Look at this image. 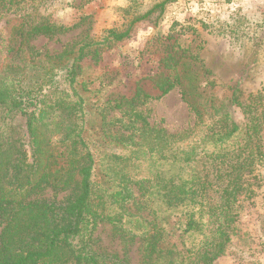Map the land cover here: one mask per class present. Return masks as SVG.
I'll use <instances>...</instances> for the list:
<instances>
[{"label":"trees","instance_id":"16d2710c","mask_svg":"<svg viewBox=\"0 0 264 264\" xmlns=\"http://www.w3.org/2000/svg\"><path fill=\"white\" fill-rule=\"evenodd\" d=\"M125 1L120 26L48 54L31 40L67 30L40 13L49 0H0V264H128L92 247L98 223L138 240L139 264H214L242 237L239 218L253 182L234 173L237 165L222 166L236 152L248 153L252 165L264 162V105L248 121L236 119L235 84L225 99L216 93L191 51L196 28L175 32L176 23L140 51L156 67L130 95L93 101L85 66L98 65L139 24L157 27L175 0ZM227 26L236 37L237 26ZM175 87L194 123L169 133L137 105ZM114 110L117 116L108 114ZM16 114L25 118L29 152L13 133ZM42 188L69 194L32 199Z\"/></svg>","mask_w":264,"mask_h":264},{"label":"rangeland","instance_id":"374dc122","mask_svg":"<svg viewBox=\"0 0 264 264\" xmlns=\"http://www.w3.org/2000/svg\"><path fill=\"white\" fill-rule=\"evenodd\" d=\"M151 1L141 0L143 4ZM125 3V0H49L47 8L40 13L67 26V30L37 36L30 43L38 52L57 54L85 35L99 36L104 29L120 26L123 20L118 9ZM201 20L212 25L203 29ZM173 23L177 24L175 32L180 25L196 28L191 51L198 52L196 63L210 70L220 97L227 98L235 84L238 103L232 110L236 119L248 121L255 108L261 110L264 105V0H175L166 7L157 27L148 22L139 24L131 38L105 50L98 65L85 66V78L92 80L88 94L93 101L100 98L103 105L110 94L128 96L136 81L151 75L156 62L149 54L140 59V51L146 44H152L153 35L158 32L165 35ZM228 24L238 28L237 36L231 39ZM137 108L147 113L151 124L169 133L180 132L194 123L193 114L181 100L177 87L163 97L139 103ZM108 114L119 113L114 110ZM11 124L15 137L29 152L25 118L16 114ZM260 128L264 138L263 120ZM247 155L236 152L222 166L225 169L237 165V172L231 167L230 170L251 177L255 194L245 203L239 218L242 237L236 236L228 253L216 258L214 264H264V162L252 165ZM68 194L69 190L42 188L33 192L31 198L61 200ZM92 247L99 252L116 254L128 264H139L140 242L116 234L108 224L98 223L92 234Z\"/></svg>","mask_w":264,"mask_h":264}]
</instances>
